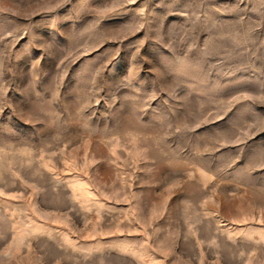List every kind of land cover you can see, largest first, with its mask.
Segmentation results:
<instances>
[{
	"label": "rangeland",
	"instance_id": "1",
	"mask_svg": "<svg viewBox=\"0 0 264 264\" xmlns=\"http://www.w3.org/2000/svg\"><path fill=\"white\" fill-rule=\"evenodd\" d=\"M0 264H264V0H0Z\"/></svg>",
	"mask_w": 264,
	"mask_h": 264
}]
</instances>
